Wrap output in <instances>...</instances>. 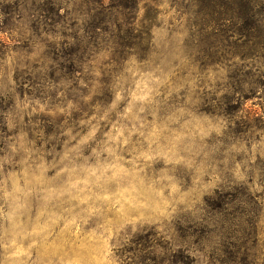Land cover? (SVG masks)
<instances>
[{
	"label": "rangeland",
	"instance_id": "obj_1",
	"mask_svg": "<svg viewBox=\"0 0 264 264\" xmlns=\"http://www.w3.org/2000/svg\"><path fill=\"white\" fill-rule=\"evenodd\" d=\"M0 264H264V0H0Z\"/></svg>",
	"mask_w": 264,
	"mask_h": 264
}]
</instances>
